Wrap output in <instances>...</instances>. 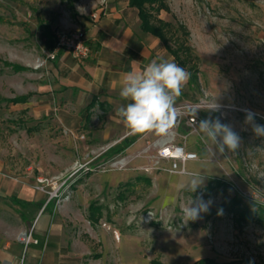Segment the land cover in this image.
<instances>
[{"label": "rangeland", "instance_id": "374dc122", "mask_svg": "<svg viewBox=\"0 0 264 264\" xmlns=\"http://www.w3.org/2000/svg\"><path fill=\"white\" fill-rule=\"evenodd\" d=\"M100 2L0 0V264H24L31 245L55 246L61 264H264V223L240 224L233 213L242 206L264 213V137L245 123L251 110L264 125V0H162L166 8L150 10L169 24L165 51L187 50L180 57L197 69L198 85H186L175 107H194L198 123L219 118L241 138L235 152L213 154L197 127L182 138L188 128L176 117L175 142L200 159L185 164L203 177L194 193L179 188L188 176L162 170L167 163L145 171L153 142L168 134L132 135L105 102L96 99L88 110L80 89L60 84L62 53L47 57L39 20L55 38L85 31L79 21L91 19ZM5 62L27 70L15 73ZM29 93L25 104L1 100ZM215 104L219 111L208 109ZM125 137L137 146L102 160ZM120 160L121 168L111 166ZM201 195L212 201L210 211L184 223L189 196ZM10 196L37 205L23 209ZM91 204L100 209L95 223Z\"/></svg>", "mask_w": 264, "mask_h": 264}, {"label": "crops", "instance_id": "0c3cea01", "mask_svg": "<svg viewBox=\"0 0 264 264\" xmlns=\"http://www.w3.org/2000/svg\"><path fill=\"white\" fill-rule=\"evenodd\" d=\"M128 1L104 0L91 19L79 21L85 30L89 48L87 59L74 62L66 53L58 57L57 64L63 77L60 84L66 88L80 89L83 97L89 98L86 106L93 99H100V102L109 105L111 112L116 113L126 103L119 95L125 73H139L154 59L175 62L157 37L140 30L137 12L129 6ZM186 85L187 82L182 89ZM133 145L137 146L133 142L129 147ZM57 252L53 245L42 248L28 246L24 264H61Z\"/></svg>", "mask_w": 264, "mask_h": 264}, {"label": "clouds", "instance_id": "9594fccd", "mask_svg": "<svg viewBox=\"0 0 264 264\" xmlns=\"http://www.w3.org/2000/svg\"><path fill=\"white\" fill-rule=\"evenodd\" d=\"M189 77L190 74L185 68L162 58L152 60L139 73L134 71L125 73L119 95L126 103L117 109L116 114L130 134L155 133L157 136H166L176 121V99L181 96L182 87ZM208 109L216 111L218 106L215 104ZM245 123L252 125V131L256 136L264 137V125L255 123V113L251 110H245ZM197 128L212 142L213 154L235 152L240 146L239 134L231 125L222 123L219 118L202 119ZM203 182L200 174L192 173L179 188L194 193ZM211 203L210 199L204 200L202 195L195 200L189 196L188 203L182 208L184 223L195 221L202 213L209 212Z\"/></svg>", "mask_w": 264, "mask_h": 264}, {"label": "trees", "instance_id": "16d2710c", "mask_svg": "<svg viewBox=\"0 0 264 264\" xmlns=\"http://www.w3.org/2000/svg\"><path fill=\"white\" fill-rule=\"evenodd\" d=\"M128 3H129V6L131 8H134L137 12V16H138V19L140 21V30L145 32V33H149V34L157 37L161 43L165 44L166 43L165 31H167L169 24L163 22L162 20L157 19L150 12V10H154L155 12H159L162 8H166L163 5L162 0H129ZM151 7L152 8L154 7V9H151ZM39 21H40V24L42 26L41 36L43 38L45 49L50 52L55 45V37H54L53 31L51 30V27L48 23H46L45 21H43L41 19ZM165 48L168 51V53L172 56L175 63L179 64L180 66H182L183 68H185L189 72L190 77L187 81V85L188 86H197L198 85L197 69L192 68V67L187 68L186 64H187L188 60L180 57V54H181L180 52L185 53V51H187V50L184 49V51H183L180 48L171 49L170 47H168L166 45H165ZM4 65L11 68L13 72H22V71L27 70L25 67H23L21 65L10 64L8 62H5ZM29 97H30V94L25 95V96L15 97L12 99H1V100L7 104H23V103L27 102ZM94 103H95V100L93 99L86 106V108L89 110L94 105ZM122 142H123V144H125L124 147L114 146V147L109 148L102 155V157H101L102 160H104L108 157L110 158L111 155H113V154L120 153L123 149L128 148L134 142V140H132L128 137H125L122 140ZM8 199H10V201L13 205H17L18 207L23 208V209L37 205L33 202L23 201V200L18 199L17 197H14V196H10V197H8ZM50 202H51V200H49L45 206L47 207ZM43 204H44V202L38 204L39 209H41ZM89 209H90V211H89L90 222L95 223L97 221V218H98L96 216H99L100 209H99V207H96L95 205H92V204L89 206ZM233 213H235V215L238 219V222L240 224L246 223L248 221H260V220H261V222L264 223V213L256 214L255 212H253L252 210H250L247 207H243V206L238 207L237 209L233 210ZM152 264H159V263L154 261V262H152ZM194 264H260V263H254V262H249V261L219 263L213 259L203 258V259L196 261Z\"/></svg>", "mask_w": 264, "mask_h": 264}, {"label": "built area", "instance_id": "2783aa9c", "mask_svg": "<svg viewBox=\"0 0 264 264\" xmlns=\"http://www.w3.org/2000/svg\"><path fill=\"white\" fill-rule=\"evenodd\" d=\"M103 2L104 0H101L100 3ZM59 53H66L78 61L87 59L89 56V48L86 43L84 31L75 30L72 32H59L55 38V45L53 49L47 54V57L52 60ZM192 108L194 107L187 105L176 108L177 116H184V124L188 128L187 134L182 136L184 139L187 138L188 135L197 132L196 127L198 125L199 119L196 114L194 116V113L190 112V109ZM218 109H221V107H218ZM178 126L181 127L180 119L177 121V127ZM176 130L175 132H177ZM175 132L171 130L165 139L153 142L152 146L155 148V153L152 156V160L150 161L149 165L145 168L146 172L162 169L159 165L162 163H167V167L162 170L169 174L182 176H189V174H192L186 170L185 164L187 162L200 161V159L195 152L186 149L185 142H175ZM123 162V160H120L114 161L110 164L111 166L121 168L124 165Z\"/></svg>", "mask_w": 264, "mask_h": 264}, {"label": "water", "instance_id": "95a60500", "mask_svg": "<svg viewBox=\"0 0 264 264\" xmlns=\"http://www.w3.org/2000/svg\"><path fill=\"white\" fill-rule=\"evenodd\" d=\"M24 237L26 238V235H24Z\"/></svg>", "mask_w": 264, "mask_h": 264}, {"label": "bare ground", "instance_id": "6f19581e", "mask_svg": "<svg viewBox=\"0 0 264 264\" xmlns=\"http://www.w3.org/2000/svg\"><path fill=\"white\" fill-rule=\"evenodd\" d=\"M23 239H24V237H23ZM27 239V238H26Z\"/></svg>", "mask_w": 264, "mask_h": 264}]
</instances>
